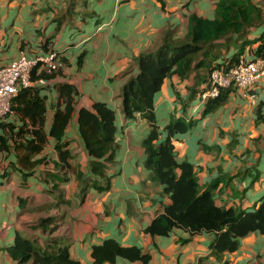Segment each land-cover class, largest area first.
Instances as JSON below:
<instances>
[{
  "label": "crops",
  "instance_id": "crops-1",
  "mask_svg": "<svg viewBox=\"0 0 264 264\" xmlns=\"http://www.w3.org/2000/svg\"><path fill=\"white\" fill-rule=\"evenodd\" d=\"M216 1L0 0V63L18 51L27 55L58 53L60 66L55 76L36 83L42 85L44 94L43 128L49 126L56 99L53 84L63 81L75 88L74 109L88 107L93 101H103L114 109L117 142L105 170L110 175L107 189L96 191L89 186L83 195L75 171L88 173L89 156L77 136L74 116L65 128L71 168L64 171V180L48 175L57 172L50 137L35 155L43 158L24 178L8 167V161L14 159L12 153L0 151V264H16L6 250L15 231L39 243L44 240L48 233L33 224L45 215L56 218L51 235L66 242L69 256L80 262L91 261L93 244L112 237L121 245L140 247L148 259L118 257L113 263L100 264H219L208 254L210 231L192 233L177 226L161 235L144 230L169 198L160 193V185L147 178L141 140L148 123L138 113L124 118L119 96L123 81L136 71L138 53L152 50L166 31L170 30L171 38L183 37L188 15L211 18ZM89 20L92 28L85 31ZM238 41L233 48L228 43L220 46L219 57L231 54ZM202 85L203 76L197 83L191 76L180 78L176 73L163 78L153 100L160 136L165 135L163 126L170 117L194 119L186 131L170 136L175 159L193 165L201 189L219 178L213 189L216 205L252 208L264 194V83L258 79L251 84L248 92L253 97L230 87L224 103L201 115ZM3 169L8 172L5 176L1 175ZM53 182L57 183L55 189L51 188ZM224 256L228 264H264L263 234L252 231L239 237L238 247Z\"/></svg>",
  "mask_w": 264,
  "mask_h": 264
},
{
  "label": "trees",
  "instance_id": "trees-1",
  "mask_svg": "<svg viewBox=\"0 0 264 264\" xmlns=\"http://www.w3.org/2000/svg\"><path fill=\"white\" fill-rule=\"evenodd\" d=\"M262 14L264 0H217L213 17L189 14L184 36L171 38L170 30L166 31L152 50L140 52L134 57L136 71L129 74L120 86V110L124 118L131 119L138 113L148 123V131L141 140L145 153L143 163L148 170L147 178L160 185V193L169 198L162 211L151 218L144 230L161 235L177 226L192 233L199 230L210 231L213 237L208 245V254L219 264H228L224 255L238 247L239 237L252 231L264 236V194L249 209L216 205L213 189L219 178L216 177L201 189L193 165L186 160L177 161L170 142L173 133L186 131L195 120H185L181 116L170 117L163 126L165 135L161 137L154 115L153 100L163 78L171 73L178 74L180 78L191 76L194 83L199 82L203 76L200 92L213 67L226 61L229 64L235 62L240 55L249 58L263 57ZM250 26L253 29L247 32ZM228 39L233 43L239 39V44L231 54L219 57L220 46L227 43ZM254 42L257 44L250 47ZM245 47L248 51H244ZM58 63L57 68L50 72L34 66L30 79L41 77L49 81L59 70L60 62ZM39 86L42 85L32 83L18 89L11 102L13 116L17 121L0 120V151L14 156V159L8 161V167L18 170L24 178L43 158L35 155L50 137L54 141L56 159L53 160V166L57 172H48V175L57 181L64 180V171L71 168V153L67 147L65 128L74 116L77 136L89 156L88 173L82 175L79 170L75 171L76 178L81 180L80 191L83 195L89 186L96 191L107 189L110 175L105 170L113 160L117 145L114 109L103 101H93L88 107L79 106L74 109V86L58 81L53 84L56 99L52 105L49 126L45 130L42 126L44 94L40 92ZM230 90V87H222L216 95L206 98L200 114L212 111L224 103ZM260 117L256 110V119ZM7 173L3 169L1 175L5 176ZM52 187L55 189L57 183L53 182ZM56 226L53 215L40 216L33 227L48 233L44 240L39 243L35 238L25 237L15 231L12 242L6 246L8 254L16 264H100L113 263L118 257L139 259L142 262L148 259V255L140 247L121 245L116 239L106 237L101 243L91 246L90 262H80L69 256L66 242H60L58 237L51 235Z\"/></svg>",
  "mask_w": 264,
  "mask_h": 264
},
{
  "label": "built area",
  "instance_id": "built-area-1",
  "mask_svg": "<svg viewBox=\"0 0 264 264\" xmlns=\"http://www.w3.org/2000/svg\"><path fill=\"white\" fill-rule=\"evenodd\" d=\"M50 72L59 65L57 53L53 50L44 54L27 55L18 51L17 55L5 63H0V120L13 118L12 99L22 86L32 83L42 84L45 80L41 77L32 80L30 72L34 66ZM264 75V56L249 58L240 55L235 62H224L218 67H213L204 83V89L199 92L200 101L218 93L222 87H234L244 94L253 97L248 92L251 84Z\"/></svg>",
  "mask_w": 264,
  "mask_h": 264
},
{
  "label": "rangeland",
  "instance_id": "rangeland-1",
  "mask_svg": "<svg viewBox=\"0 0 264 264\" xmlns=\"http://www.w3.org/2000/svg\"><path fill=\"white\" fill-rule=\"evenodd\" d=\"M262 16L264 17V14H262ZM91 28H92V21L89 20V23L84 25V30H85V31H88V30H90ZM252 29H253L252 26H250L246 31L248 32V31H250V30H252ZM248 34H249V33H248ZM233 40H236V39H233ZM238 40H239V39H238ZM227 43H228L227 45H228V46H231V47H232V45L234 44L233 41H232L231 39H228ZM238 44H239V42H238ZM256 44H257V43H255V45H256ZM227 45L223 46V48H225ZM251 45H252V44H251ZM233 47H234V45H233ZM233 47H232V48H233ZM247 47H248V46H247ZM250 47H251V46H250ZM250 47H249V48H250ZM232 48H230L231 51H233ZM244 51H248V49L245 48ZM261 52H262L263 55H264V48L262 49ZM221 54H222V53H221ZM221 54H220V55H221ZM260 80H261L262 83H264V75L260 78ZM196 101H197V98H196L193 102H196ZM54 232H55V231H54ZM54 232H53V233H54ZM58 232H59V231H56L55 233H58Z\"/></svg>",
  "mask_w": 264,
  "mask_h": 264
}]
</instances>
